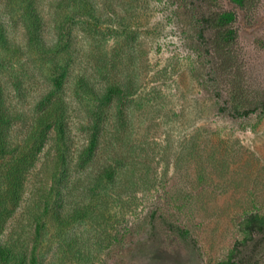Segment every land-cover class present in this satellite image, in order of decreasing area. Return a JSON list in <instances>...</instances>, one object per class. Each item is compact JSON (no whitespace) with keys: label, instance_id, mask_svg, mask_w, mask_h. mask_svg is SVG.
<instances>
[{"label":"rangeland","instance_id":"obj_1","mask_svg":"<svg viewBox=\"0 0 264 264\" xmlns=\"http://www.w3.org/2000/svg\"><path fill=\"white\" fill-rule=\"evenodd\" d=\"M120 2L90 44L106 58L129 46L141 89L128 104L124 143L134 147L147 189L131 198L122 189L91 218L66 226L44 218L36 264H264V0L242 9L228 0ZM213 10L236 13L231 68L221 66L204 23ZM30 191L0 247L38 228L28 224Z\"/></svg>","mask_w":264,"mask_h":264},{"label":"trees","instance_id":"obj_2","mask_svg":"<svg viewBox=\"0 0 264 264\" xmlns=\"http://www.w3.org/2000/svg\"><path fill=\"white\" fill-rule=\"evenodd\" d=\"M47 1L45 6V0H0V232L29 187L28 224L38 226L31 236L1 246L0 264H36L44 218L66 226L91 218L106 197L122 189L129 198L147 189L135 149L124 143L128 104L141 89L129 46L106 58L90 44L105 12L124 6L122 0ZM204 1L212 7L216 0ZM248 1L228 0L239 9ZM236 18L233 10H213L204 20L226 68L234 60ZM75 27L89 44L77 40ZM48 144L50 155L44 154ZM163 220L172 233L184 234Z\"/></svg>","mask_w":264,"mask_h":264}]
</instances>
